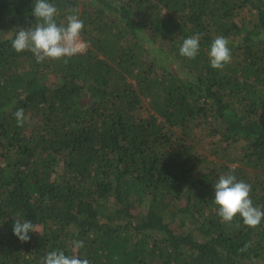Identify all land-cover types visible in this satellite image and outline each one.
<instances>
[{"label": "trees", "instance_id": "trees-1", "mask_svg": "<svg viewBox=\"0 0 264 264\" xmlns=\"http://www.w3.org/2000/svg\"><path fill=\"white\" fill-rule=\"evenodd\" d=\"M49 2L58 24L84 21L87 50L67 63L15 52L35 0H0V264L72 255L74 240L89 264H264V220L226 224L214 202L231 172L264 210V0ZM17 218L38 229L26 243Z\"/></svg>", "mask_w": 264, "mask_h": 264}, {"label": "clouds", "instance_id": "clouds-1", "mask_svg": "<svg viewBox=\"0 0 264 264\" xmlns=\"http://www.w3.org/2000/svg\"><path fill=\"white\" fill-rule=\"evenodd\" d=\"M32 14L36 18L34 28L20 29L12 39L11 47L15 52L30 51L37 63L45 60L64 63L68 59L83 54L88 47L82 40L84 21L80 19L76 10L66 16V21L57 23V7L49 0H35ZM200 49V34L187 37L179 47V54L188 59H195ZM158 49L153 48V52ZM210 66L215 70H223L232 60L229 40L224 36H217L211 43L208 52ZM13 116L18 127H23L27 117L23 108L17 109ZM234 171V170H233ZM252 187L243 180H238L231 172L222 174L214 183V202L217 215L226 224H231L239 216L243 224L249 228H256L264 220V210L254 206L250 197ZM38 232L37 227L28 220L17 218L13 226V234L22 243L28 242L29 232ZM84 246L83 240L72 242V255H66L62 250L49 251L41 264H89L86 258H80L77 252Z\"/></svg>", "mask_w": 264, "mask_h": 264}]
</instances>
